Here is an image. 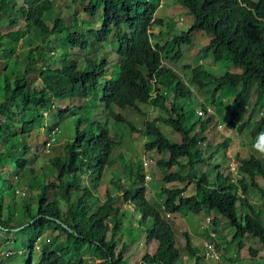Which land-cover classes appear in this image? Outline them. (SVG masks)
I'll return each instance as SVG.
<instances>
[{
    "label": "trees",
    "instance_id": "trees-1",
    "mask_svg": "<svg viewBox=\"0 0 264 264\" xmlns=\"http://www.w3.org/2000/svg\"><path fill=\"white\" fill-rule=\"evenodd\" d=\"M54 1L21 0V7H17L16 13L24 17L25 29L17 30L20 40L15 43L24 41L27 35L36 29L41 39L46 40L53 35L54 39L64 40L70 47L87 51L90 40L103 45L111 40L115 32L118 42L117 54L121 57V62L117 66L115 77L112 78H109L112 68L104 59L97 61L86 58L84 70L77 69V63L68 60H64L62 66L55 70L45 65L40 69L42 86L36 88L32 86L29 78L31 65L36 62L37 48L33 47L34 42L28 40L30 49H21L19 56H16L18 54L10 47L9 55H4L3 60L8 62V59L15 58L16 66L10 70V74L0 79L4 91V96L0 99V117H3L0 119V175L4 172L3 167L9 166L10 162H13L18 170H24L29 165L24 156L31 152L32 148L26 145L25 138L28 137L31 144L34 143L33 133L45 127V114L54 108L55 102L80 100L83 106L91 94L101 88L104 110L109 117L116 120L118 127L123 125L129 132L141 133L123 114L117 113L116 107L140 112L141 106H151L165 111L166 119L158 118L145 122V150L147 153L156 151L169 154L168 160L158 163L160 169L167 172L163 179L165 184L188 182V185L184 188L163 189L164 200L161 201V208L166 213V218H163L159 210L147 199L144 164L139 162L136 178L141 183L135 186L137 193L133 186H126V180L115 171L112 172L111 181L116 186V193L106 191V198L98 204V196L94 190L99 186L105 171L112 170L119 161L125 162L123 156L117 155L119 141L124 135L123 129L117 139H114L106 124L92 122L89 128L81 130L82 119H79L75 139L67 148L66 157L51 160L52 167L57 171V178L45 184L38 195L37 208H33L31 203H25L20 217L17 213H11L10 217L6 218V202L4 196L0 198V230L10 232L33 222L24 230H20L21 234L25 232L30 235L27 264H33L37 241L35 236L42 235L49 225H54L61 233L45 244L39 264H84L85 258L75 260L71 255L72 249L79 252L77 247L81 245L93 247L97 256L95 264H127L126 254L132 236L128 243H124L123 247L117 250L119 240L114 239V236L116 237L122 223L115 216L111 217L117 211L114 202L123 195L126 201H130L143 213L144 224H150L147 231L148 244L157 243L155 252H148L142 264H178L184 259L183 253L177 247L172 224L167 218V213L174 215L184 207L189 208L195 215H201L204 207L208 206L226 217L230 226L236 229L231 242H238L239 250L245 247L243 239L246 235L257 238L264 245V189L257 182L258 178L264 179V160L252 153H245L246 157L243 159L238 155L240 179L236 182H232L230 177L224 180L217 177V180L212 182L207 173L199 175L195 165L213 160L215 155L229 147L232 140L225 138L217 130L218 124L214 114L205 119L203 114H207L206 107H203L202 115H198V121L189 125L187 114L180 104L182 100L193 99L194 93L190 86L205 89L214 84V98L217 93L222 98L221 94L235 92L230 119V124H234L240 117L241 107L246 106L255 87L258 89L257 103L264 97V0H178L188 10L192 19L189 21V29L172 36L174 44L179 48L183 44H189L193 40V32L202 31L210 37L209 44L200 49L202 55L209 57L214 64L223 63L243 70L241 74L227 72L217 76L204 67V64L196 67L188 65L191 75L187 83L183 82L176 72L163 65L165 54H170V51H167L169 42L165 46L152 42L153 28L162 24V20L155 15L158 10L156 1L97 0L94 4L93 0H74L75 3L88 2L84 10L90 15H94L98 5L103 6L101 28L82 32L69 30L65 18H56L52 27L44 21L45 14L54 10ZM6 4L7 0H0V15L6 11ZM8 23L15 25L18 22L12 20ZM20 56H26L28 60L23 73L19 70ZM1 58L0 61L4 62ZM173 58L179 60L181 54L178 53ZM162 88L167 91L164 92ZM169 90L174 96L170 103L167 95L170 94ZM69 111L70 107L61 109L60 117L63 118ZM254 112L255 107L248 121L238 125V133L243 134L254 127L252 137L256 138L263 132L264 116L258 122L252 123ZM30 114H35V117L28 120ZM161 121L181 139L177 142L168 139L160 129L161 125L159 127ZM213 122L214 128L211 127ZM53 130L54 128H51L48 132L46 145L51 142L54 144L53 137L56 135H53ZM202 145H206L207 150ZM209 149H212L213 153L208 159L203 158L202 156L209 153ZM17 155H20V158ZM184 157L189 160L188 172L168 174L172 168L184 166L180 162V158ZM127 174H130L129 168ZM5 179L8 185L10 181ZM10 184L8 190H12L11 185L14 186ZM192 184L195 185V193L183 196ZM249 186L259 191L262 209H255V204L248 195ZM56 188H59L57 190L62 194L59 199L50 202L48 194ZM121 190H124V194L120 193ZM17 193L20 192L14 190V195ZM26 193L27 191H21L20 194L26 196ZM59 200L65 201L64 208L60 207ZM12 219L15 222L9 223ZM104 219H107V223ZM58 222L67 225L73 232L70 233ZM212 226L215 231L216 220L212 221ZM109 233L113 234L111 239L108 238ZM62 234L66 239L59 245V251H51L50 246L62 238ZM183 235L186 236L184 249L188 252L187 257L195 256L198 259L196 264H203L208 249L194 247L191 235L188 232ZM68 243L70 244L66 246ZM251 253L257 254L253 250Z\"/></svg>",
    "mask_w": 264,
    "mask_h": 264
},
{
    "label": "rangeland",
    "instance_id": "rangeland-1",
    "mask_svg": "<svg viewBox=\"0 0 264 264\" xmlns=\"http://www.w3.org/2000/svg\"><path fill=\"white\" fill-rule=\"evenodd\" d=\"M153 3L156 1L157 12L156 16L162 20V24L157 25L152 30V42L154 44L159 43L160 46H165L169 42L167 51L170 54H165L164 57V67L170 68L176 72L183 82L187 83L191 71L188 70L187 66L196 67L200 64H204L210 72L217 76H222L227 72L241 74L242 69L226 65L223 63H212L209 57H205L200 53V49L207 46L210 42V37L202 31L193 32V40L189 44H183L180 48L174 44L173 37L175 34H179L184 30L189 29L190 20L192 16L189 14L188 10L178 1V0H151ZM256 1V0H253ZM98 1L93 0L96 4ZM86 3H75L74 0H55L54 10L45 14L44 21L52 27L56 18H65V22L69 30L71 31H84V30H98L101 28L103 6L100 4L94 15H90L84 10ZM17 7H21V0H7L6 11L0 15V57L2 61L5 58L4 55H9L10 47L14 48L15 52L21 49L28 51L30 49L28 40L34 42L35 48V58L36 62L31 65L32 71L29 74L30 81L33 87L40 88L41 85V71L45 65H49L52 70L58 69L62 66L64 60L74 61L78 65L77 69L84 70L86 67V58H91L99 61L100 59L107 60L109 66H111V77H115L117 66L121 62V57L117 54L118 42L115 32L111 36V40L103 45H98L94 40H90L89 49L87 51H82L79 48L70 47L64 40L54 39V36H49V39H41L36 29L29 33L24 41H19L15 43L16 40H20V33L17 31L19 29H25V19L21 17L20 14L16 13ZM17 20V24H9V21ZM29 36V37H28ZM167 53V52H166ZM181 54L179 60L173 57L177 54ZM21 55V54H20ZM14 55H12L13 57ZM19 56V53L18 55ZM21 57V56H20ZM8 62L0 61V79L4 75L10 74L11 69L15 68V58H10ZM20 62V73L26 70L28 64L27 57L19 58ZM7 69V70H6ZM18 70V71H19ZM14 78L12 77L11 80ZM163 91H167L166 88H162ZM193 91V99H186L181 101V106L184 108L187 114V123L189 125L193 124L194 121H198V115H202L203 107L207 108V114L203 116L208 118L210 115H215L218 124L217 130L225 138H230L232 143L229 147L224 150L229 151L230 162H225V168L220 171L212 167L215 165L212 160L206 163H199L195 165V169H198L199 175L203 172H207L211 177L212 182H215L218 174L220 173L222 179L230 177L232 182H236L240 179L239 167L240 163L235 160L236 154L239 156H245V153H252V155L264 159V155L256 152L252 145L255 138L252 137V132L254 127L245 131L243 134L238 133L237 127L239 124L247 122L252 110L255 107V112L251 119L252 123L258 122L264 116V97L260 99L257 103L258 89L256 87L253 89L250 98L247 100L245 107H241L240 117L236 120L234 124H230L231 113L233 111L235 92L227 94H216V98L213 97L216 86L210 84L205 89H199L198 87L190 86ZM169 103L173 101V94L169 90ZM166 95V93H165ZM4 96V91L2 90V85L0 84V99ZM194 100V102H193ZM221 100V101H220ZM221 102L223 105H221ZM167 103V106H169ZM257 103V105H256ZM256 105V106H255ZM14 110L15 107L9 104ZM70 107V111L65 114L63 118L60 117V110ZM117 113L123 114L141 133L129 132L123 125L118 127L116 120L109 117L107 112L104 110V105L102 104V89L94 91L89 100L85 102L82 106L80 100L75 101H57L55 102L54 108L45 114V127L43 130H36L32 138L34 143L31 144L28 137L25 139L26 145L32 148L31 152H28L24 158L29 161V165L24 170H18L13 162H10L9 166H6V173L3 174V179L8 178L11 184L12 190H8L9 184L6 185L5 180L0 184V198L4 196L5 207V217L9 218L11 213H17L20 217V212L23 213L24 204L31 203L33 208H37L38 195L43 190L45 184L55 180L57 178V171L52 167L51 160L54 158H65L67 148L73 143L76 136L77 122L82 119L81 130L89 128L92 122H101L107 125L111 136L117 139V135L121 133L123 129L122 140L119 141L120 147L117 149V155L123 156L125 162L119 161L118 164L112 170H106L104 176L101 179L99 186L94 190L95 194L98 196V204H100L106 198V191L115 194V187L111 178L113 177L112 172H119L121 177L126 180V186L131 185L134 187V191L137 193V184L141 182L136 178L139 169V162L144 164V173L146 176L150 177V180L145 178L147 199L149 202L159 210L163 218H166V213L161 208V201L164 200L163 189H173L182 187L183 184L178 182L172 184H165L163 179L167 172L160 169L158 163L161 160H168V153H158L151 152L147 153L145 150V144L147 139L143 134L145 129V122L154 121L158 118L166 119L167 114L164 110L151 106H141V111L135 109L122 110L120 108H115ZM244 113V114H243ZM190 116H189V115ZM35 114H30L28 120L33 119ZM3 119V117H0ZM23 118H20V120ZM162 132L171 141L177 142L180 138L178 134L172 131L170 128L166 127L161 121ZM211 127H215V123L211 124ZM51 128H54L53 137L54 144L51 142L49 146L46 145V138L48 132ZM264 132V130H263ZM213 134V131L212 133ZM30 138V137H29ZM23 139V138H21ZM207 150L206 145H202ZM209 149V153L203 158H209L213 151ZM1 151V145H0ZM20 158V155H17ZM247 159V158H246ZM183 167H174L168 171V174H186L189 170L188 158H180ZM146 163V165H145ZM127 168L130 169V174H127ZM17 177V178H16ZM220 179V178H219ZM221 180V179H220ZM90 180L87 178V182ZM260 183L264 186V179H259ZM219 182V181H218ZM185 185V184H184ZM187 185V182H186ZM5 188V190H4ZM55 191L50 190L48 197L50 202L59 199L62 193L60 190ZM14 190L17 192L27 191L26 196H21L20 193L14 195ZM124 194V190L120 191ZM195 193V185H189L187 193L183 196H191ZM249 198H253L255 202V209H262L261 195L258 190H255L249 186L248 192ZM250 198V200H251ZM14 200V201H13ZM251 200V201H252ZM60 201V200H59ZM8 203V204H7ZM60 207H65V201H60ZM114 205L117 211L114 213L116 219L120 220L122 226L117 233L116 238L119 240L117 250L123 247L124 243H128V239L132 236L131 245L129 251L126 254L127 264H142L145 255L150 251L152 254L155 251L157 243L149 245L147 242V231L150 224H144L143 213L136 209L130 201L124 199V195L118 198ZM201 215H195L189 208L184 207L179 213H172L171 218L168 221L172 224L174 234L176 236L177 247L183 253L182 257L184 259L178 264H196L198 259L194 256L190 258L188 252L185 251L186 236L183 235L184 232H188L191 236V241L194 247H198L201 250L203 247H207L209 242H212L213 236L212 232L217 235V248L218 253L221 256L220 259L209 258L204 260L203 264H264V245L253 236L246 235L243 239L245 247L242 250L238 249V242L232 243V239L235 235L236 229L231 227L229 221L226 217L220 215L219 212L211 210L208 206ZM239 211L240 207L238 206ZM66 209V208H65ZM209 219L216 220L217 227L213 231V226L209 224ZM14 223V219L9 223ZM107 223V219H104ZM60 224V223H59ZM10 232L5 230H0V262L1 264H27L28 263V233L21 234L19 232ZM61 232L54 225H49L48 228L42 232V235L35 236L36 238V249L33 253V264H39L43 254V247L47 244L55 235H59ZM34 234V233H33ZM36 234V233H35ZM37 235V234H36ZM113 234L109 233L108 238L111 239ZM52 246H50L51 251H59L60 246L65 241V235H61ZM68 243L66 246H68ZM58 247V249H57ZM79 252L74 248L72 249V257L76 260H81L85 258L84 264H95L97 256L93 252V247L88 245H81L77 247ZM251 250L256 251L257 254L253 255ZM7 254H11L7 256ZM186 254V256H184ZM199 256V255H196Z\"/></svg>",
    "mask_w": 264,
    "mask_h": 264
},
{
    "label": "crops",
    "instance_id": "crops-1",
    "mask_svg": "<svg viewBox=\"0 0 264 264\" xmlns=\"http://www.w3.org/2000/svg\"><path fill=\"white\" fill-rule=\"evenodd\" d=\"M19 53V50L18 51H16V54H18ZM43 130V129H42ZM238 155H239V153H237L236 154V159L235 160H237V162H239V159H238ZM242 157V159L244 158L243 156H241ZM229 158H230V154H229V151H221V153L218 155H215L214 157H213V160H212V162L215 164V165H213L212 167H214V168H216V169H219L220 168V171L221 170H223V168H225V162L227 161V163L228 162H230V160H229ZM264 160V159H263ZM181 162V161H180ZM186 163H188V162H186ZM240 163V162H239ZM182 165H184V164H182ZM3 169H4V172L0 175V184H2V181H4L5 179H3V174L6 172V167L4 168L3 167ZM226 169V168H225ZM239 169V168H238ZM187 172H188V170H187ZM186 172V173H187ZM205 172V171H204ZM205 173H207V172H205ZM208 174V173H207ZM209 175V174H208ZM240 175V174H239ZM217 177H219L220 179H222V176H221V174L219 173L218 174V176ZM210 179H211V177H210ZM219 179V180H220ZM259 179L260 178H258V180H257V182H258V184H259V186L262 188V189H264V186L260 183V181H259ZM212 181V180H211ZM185 184V185H184ZM183 184V186H182V188H184V187H186L187 185H188V182H187V185H186V183H184ZM188 188H189V186H188ZM187 191H188V189H187ZM187 191L185 192V193H187ZM184 193V194H185ZM251 198V197H250ZM252 199H254V197L253 198H251V200ZM252 202L255 204V202H254V200H252ZM256 203H258V202H256ZM205 209V208H204ZM152 244H154V243H151V244H149V245H151L152 246ZM155 245V244H154ZM156 249V248H155ZM150 252V251H149ZM155 252V251H154ZM151 253V252H150ZM200 255V254H199ZM78 260V259H77Z\"/></svg>",
    "mask_w": 264,
    "mask_h": 264
},
{
    "label": "built area",
    "instance_id": "built-area-1",
    "mask_svg": "<svg viewBox=\"0 0 264 264\" xmlns=\"http://www.w3.org/2000/svg\"><path fill=\"white\" fill-rule=\"evenodd\" d=\"M55 135V134H54ZM50 144H48L47 146H49ZM145 165H146V163H145ZM146 178L148 179V180H150V177L149 176H146ZM171 217V215H170V213H167V218H170ZM212 221L213 220H211V219H209V224L212 226ZM212 236H213V239H212V242H209L208 243V245H207V249H208V251H207V260L209 259V258H213V259H220V255H219V253H218V251L217 250H219L218 248H217V242H218V239H217V235H216V233L215 232H212ZM11 255V254H10ZM9 254H7V256H10Z\"/></svg>",
    "mask_w": 264,
    "mask_h": 264
},
{
    "label": "clouds",
    "instance_id": "clouds-1",
    "mask_svg": "<svg viewBox=\"0 0 264 264\" xmlns=\"http://www.w3.org/2000/svg\"><path fill=\"white\" fill-rule=\"evenodd\" d=\"M252 147L256 152L264 155V132L257 135Z\"/></svg>",
    "mask_w": 264,
    "mask_h": 264
},
{
    "label": "water",
    "instance_id": "water-1",
    "mask_svg": "<svg viewBox=\"0 0 264 264\" xmlns=\"http://www.w3.org/2000/svg\"><path fill=\"white\" fill-rule=\"evenodd\" d=\"M32 223H33V222H31V223L25 225L24 227L14 229V230H15L14 232H19L20 230H24L25 227L29 226V225L32 224ZM58 223H60V224H61L65 229H67L70 233L73 232L72 229H70L67 225H65V224H63V223H61V222H58Z\"/></svg>",
    "mask_w": 264,
    "mask_h": 264
}]
</instances>
